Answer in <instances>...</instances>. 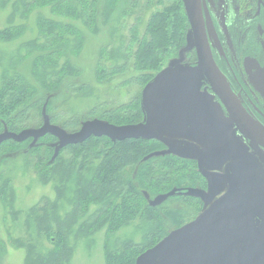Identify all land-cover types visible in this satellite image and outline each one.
I'll return each instance as SVG.
<instances>
[{"label":"trees","instance_id":"obj_1","mask_svg":"<svg viewBox=\"0 0 264 264\" xmlns=\"http://www.w3.org/2000/svg\"><path fill=\"white\" fill-rule=\"evenodd\" d=\"M5 8H9V23L0 29V43L17 42V48L0 51V60L6 62L0 75V133L39 127L44 121L43 110L50 123L69 132L93 118L118 125L143 120L141 91L125 104L92 106L85 116L74 111L68 117L52 113L54 106H62L71 98L86 100L95 95L91 85L74 81L81 72L70 55L79 53L85 36L73 22L79 21L91 31L98 22L122 24L133 11L126 0H0V9ZM31 15L36 34L25 39V21ZM140 16L137 14L128 28L126 46L110 48L108 60L117 62L121 58L122 64L109 68L99 64L94 71L98 82H112L131 68L139 73L134 80L143 87L185 46L187 22L180 0H171L152 11L142 35L138 30ZM15 18L16 23L12 24ZM118 31L109 27L108 33L113 37ZM26 60L30 61L35 83L17 70ZM51 140L56 138L47 134L36 141L9 139L0 144V205L4 215L16 219L19 214L8 174L10 167L5 163L13 153H23L29 160L36 155L33 165L38 180L43 184L51 182L55 193L53 199L42 196L30 206L23 221L28 232L43 235L51 242V248L41 252L31 242L10 239L12 245L24 249L25 264H68L74 251L70 239L89 238L101 229L105 230V264H135L136 257L179 219L178 210L169 205V191L192 184L194 170L189 160L162 153L164 146L159 141H112L105 136H92L56 151L48 143ZM160 194L164 197L162 206L156 201ZM134 220L142 223L140 241L127 238L109 242L111 235ZM4 245L0 237V263Z\"/></svg>","mask_w":264,"mask_h":264},{"label":"flooded vegetation","instance_id":"obj_2","mask_svg":"<svg viewBox=\"0 0 264 264\" xmlns=\"http://www.w3.org/2000/svg\"><path fill=\"white\" fill-rule=\"evenodd\" d=\"M199 8L205 40L229 95L264 128V0H199ZM187 30L189 51L181 58L182 63L194 66L197 55L188 21ZM200 91L211 95L219 106L221 128L213 136L197 130L175 131L172 137L214 154L203 159L205 174L194 151L185 158L173 154L190 161L195 181L173 188L171 196L176 201L169 200V205L178 210L179 219L155 244L171 231L209 214L192 233L175 238L154 254L150 264H264V146L240 130L206 79ZM162 145V151L166 150ZM187 189H195L197 194H187ZM162 195L156 200L160 206ZM170 249H176L177 254L169 255Z\"/></svg>","mask_w":264,"mask_h":264},{"label":"water","instance_id":"obj_3","mask_svg":"<svg viewBox=\"0 0 264 264\" xmlns=\"http://www.w3.org/2000/svg\"><path fill=\"white\" fill-rule=\"evenodd\" d=\"M186 19L193 35L197 64L182 63L174 59L157 72L141 90V110L143 120L132 124H113L98 118L88 119L79 128L68 132L58 125L50 123L43 110L44 121L36 128H27L18 133L3 131L0 133V144L5 140L17 142L32 138L34 141L50 134L58 140L56 150L62 147L80 144L90 137L105 136L112 141L125 139H155L166 146L162 153L178 155L182 158L192 156L194 151L198 158L199 168L203 171V159L214 153L207 148H200L195 143L172 137V132L195 133L200 130L208 136L215 135L221 128V111L213 102L212 96L200 91L202 80L206 79L227 107L231 117L240 130L253 141L264 146V128L252 121L239 104L229 95V87L212 60L208 44L202 30L199 0H181ZM175 189L169 192L172 195ZM187 194H197L195 189H187ZM202 214L194 224H187L171 231L157 244L136 257L135 264H150L149 259L172 240L195 230L194 226L205 219ZM169 255L175 256L176 249H170ZM147 260V261H146Z\"/></svg>","mask_w":264,"mask_h":264},{"label":"rangeland","instance_id":"obj_4","mask_svg":"<svg viewBox=\"0 0 264 264\" xmlns=\"http://www.w3.org/2000/svg\"><path fill=\"white\" fill-rule=\"evenodd\" d=\"M170 1L171 0H126V4H129L130 7L132 6L133 11H131V14L124 19L122 24L112 22L106 25L98 22L96 23L97 27L94 31L89 30L81 24V22L74 21L73 24L83 30L85 36L83 46L79 53L76 55H70V59L81 72V74L77 77V79L75 78L74 81L80 84L86 83L91 85L95 90V95L86 100L71 98L70 102L65 101L64 104H61L62 106H54L52 108V113L59 114L62 117H68L70 116L69 114H72L74 111L78 116H85L88 109L92 106H100L103 104L107 107H114L120 104L128 103L133 96L138 94L142 90V87H140V85L134 80L139 75L137 71H133L131 68H128L124 74L120 75L124 78L118 76L113 79L112 82L103 84L96 80L94 73L95 68L101 63L106 68L114 66L115 63L121 65L123 62L121 58L117 59V62H115V60L113 62L108 60L110 48L118 46L124 48L126 46L129 38L128 28H130L131 24H134L135 21L133 18L137 14L141 15L139 17L141 21L138 25V30L142 35L150 13L169 4ZM102 8L103 6L100 5V11ZM8 13L9 8L0 9V29L8 25ZM112 16H114V14ZM33 18L34 16L31 15L29 19L25 21L28 25V29L23 36L25 39L33 38L36 34ZM98 19L99 16L97 17V20ZM16 20L17 18H15L13 23H11L15 24ZM68 20L69 19H66V21ZM109 27L119 30L115 36L112 37L109 35ZM187 32L188 30L186 28L185 46L174 57H170L166 61L165 66L179 56L180 59L183 60L181 56L188 53L189 42L187 39ZM16 48L17 42L8 43V45L0 43V51L10 52L14 51ZM103 49L106 50L107 53ZM125 51L121 52L124 53ZM130 52H132V50ZM2 64L5 66L6 62L4 60H0V75L3 69ZM29 66L30 61L26 60L18 66L17 70L24 74L32 83H35V80L30 73ZM124 81L129 83L124 84ZM56 105H58V103ZM78 128L79 126L71 132L77 130ZM32 143L34 144L36 142ZM48 143H50V145L56 150L58 146L57 139L55 141L51 140ZM63 148L64 147H62V149ZM67 151L64 153H67ZM8 157L9 162L5 163L8 164V167H10L8 168V174L12 178V185L15 192V208L19 211V214L16 219L10 218V216L4 215L3 209H1L0 205V237H3L6 245H4V253L0 264H25L24 249L12 245L10 239L19 238L22 241L31 242L35 244L41 252H46L51 248V242H49V240H47L43 235H37L36 232L33 231L28 232L25 229L23 221L24 212L27 211L30 206L38 202L42 196H47L53 199L55 197V193L51 182L43 184L38 180L33 165L36 155H31L30 160L23 153H13ZM171 200L176 201V198L173 197ZM66 209H68V207ZM60 212L63 213V210ZM104 231V229H101L91 237L77 241L70 239V242L74 246V251L68 264H105L103 254V245L105 241ZM142 233V223L138 220H134L129 225L127 224L126 226H122L115 234L111 235L109 242H119L127 238H132L134 241H140Z\"/></svg>","mask_w":264,"mask_h":264}]
</instances>
